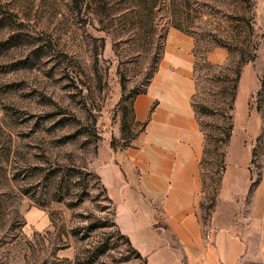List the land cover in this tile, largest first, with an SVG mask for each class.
I'll use <instances>...</instances> for the list:
<instances>
[{
  "label": "rangeland",
  "instance_id": "1",
  "mask_svg": "<svg viewBox=\"0 0 264 264\" xmlns=\"http://www.w3.org/2000/svg\"><path fill=\"white\" fill-rule=\"evenodd\" d=\"M178 45L192 63L210 207L230 142L217 139V109L238 64L230 138L248 150L255 181L262 174L264 0H0V264H74L77 254L144 264L86 167L142 130L134 97Z\"/></svg>",
  "mask_w": 264,
  "mask_h": 264
},
{
  "label": "crops",
  "instance_id": "2",
  "mask_svg": "<svg viewBox=\"0 0 264 264\" xmlns=\"http://www.w3.org/2000/svg\"><path fill=\"white\" fill-rule=\"evenodd\" d=\"M186 49L168 51L163 68L134 97L133 120L142 130L128 146L99 149L93 172L117 228L146 264H264V166L255 181L236 137L206 205L205 138L191 103Z\"/></svg>",
  "mask_w": 264,
  "mask_h": 264
},
{
  "label": "trees",
  "instance_id": "3",
  "mask_svg": "<svg viewBox=\"0 0 264 264\" xmlns=\"http://www.w3.org/2000/svg\"><path fill=\"white\" fill-rule=\"evenodd\" d=\"M201 65H204L206 67L208 66H211V63L204 57L202 59V63ZM241 65V64H240ZM240 65L238 64L236 66V69L234 70V73H235V77L232 78V81H234V83L232 84V86L229 88V95H230V99L229 101H227L225 104V107H223L221 110L217 109L219 111V114L220 116L222 117V119H224L225 123L222 125V133L220 136L217 137V139L221 142H224V143H228L229 139H230V136H231V130H232V125H231V114L229 113L230 110H232L233 108V104H234V101H235V96H236V88H237V82L239 80V77H240ZM156 72V71H155ZM153 72V73H155ZM152 77V76H151ZM231 77V76H230ZM149 81H150V77L147 79V82L145 84V87L143 88V90L137 92V94H140V93H144L146 91V88L147 86L149 85ZM136 94V95H137ZM196 111V110H195ZM199 111L200 113H206V112H211L212 109H209V107L207 105H201L200 109L197 110ZM213 112V111H212ZM211 137L210 133L209 134H206V139L207 137ZM128 146V145H126ZM125 147V146H123ZM203 158V157H202ZM201 163H202V159H201ZM86 170H87V173L91 176H94L99 182V177L97 176V174H95L93 171L87 169L86 167ZM101 184V182H100ZM101 188H102V191L105 193L106 195V198L107 200L112 204V201L108 198L107 194H106V189L105 187L101 184ZM113 224L116 226L114 220H113ZM117 228V226H116ZM118 231H115L116 234H118V236L120 238H122L124 240V242L126 243V245L128 246L129 250L135 254V256L137 258H140L142 259L143 263L146 264V259L145 257H143L131 244L129 238L122 234L121 231H119V229L117 228ZM107 247V246H106ZM109 248V247H107ZM105 249V248H104ZM105 251L104 250H100L97 254H103ZM57 261L61 260V259H56ZM65 263L68 264V259H62ZM95 263V257L91 256V255H87V256H80L79 254H77L75 256V261H74V264H94ZM53 264H57V263H53Z\"/></svg>",
  "mask_w": 264,
  "mask_h": 264
}]
</instances>
